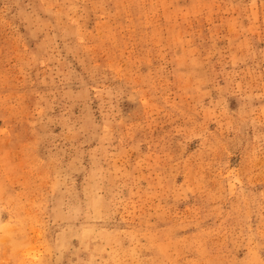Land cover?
<instances>
[{
  "label": "rangeland",
  "instance_id": "obj_1",
  "mask_svg": "<svg viewBox=\"0 0 264 264\" xmlns=\"http://www.w3.org/2000/svg\"><path fill=\"white\" fill-rule=\"evenodd\" d=\"M0 264H264V0H0Z\"/></svg>",
  "mask_w": 264,
  "mask_h": 264
}]
</instances>
